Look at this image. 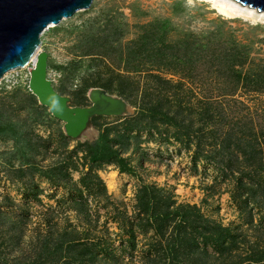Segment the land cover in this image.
Listing matches in <instances>:
<instances>
[{
	"label": "rangeland",
	"instance_id": "obj_1",
	"mask_svg": "<svg viewBox=\"0 0 264 264\" xmlns=\"http://www.w3.org/2000/svg\"><path fill=\"white\" fill-rule=\"evenodd\" d=\"M181 1L93 0L88 8L43 30L38 52H48L49 77L60 93L71 97L72 105H90V88L105 83L112 87L108 92L131 105L126 115L93 117L94 135L88 142L99 137V126H114L118 118L137 113V106L113 90L117 83L111 80L112 69L125 72L123 67L131 63L118 55L114 58L115 51L99 41V35L110 30L118 31L124 55L143 25L160 27L168 16L173 19L168 40L200 39L221 28L228 31L229 42L248 52L244 66L264 68V10L237 0ZM99 48L112 57L99 55ZM32 66L11 69L0 79V264H175L170 249L167 254L157 250V236L142 228L136 204L144 185L162 188L177 203L195 204L208 220L232 229L237 254L264 249V92L240 88L234 96L216 95L208 72L194 80L184 78L185 102L195 104L193 113L185 111L194 125L183 130L190 129L191 135L176 134L175 128L164 125L134 131L124 153L133 170L121 171L115 163L86 161L79 147L86 141L67 136L62 121L46 106L37 107L38 99L32 104L28 96ZM144 73H131L141 86ZM165 75L179 80L177 75ZM204 92L212 95L211 101L216 99L211 111L220 113L211 125L203 124L196 110ZM230 125L246 132L254 129L252 134L258 135L257 150L248 161L258 167L252 198H246L237 178L227 176L214 160L223 137L216 128ZM230 149H225L229 156ZM61 165L68 169V177L54 170ZM88 170L98 177L89 176L85 187L81 177ZM171 231L172 227L166 235ZM64 236L76 238L79 246L57 250L55 243ZM197 261L213 264L217 259L202 253Z\"/></svg>",
	"mask_w": 264,
	"mask_h": 264
},
{
	"label": "trees",
	"instance_id": "obj_2",
	"mask_svg": "<svg viewBox=\"0 0 264 264\" xmlns=\"http://www.w3.org/2000/svg\"><path fill=\"white\" fill-rule=\"evenodd\" d=\"M173 3L182 4V1L173 0ZM172 23V17L168 16L161 19L160 27L156 28L153 25L154 28L148 29L143 25L137 38L127 43L124 55L118 31L110 30L109 33L99 35V41L102 40L105 47H110L107 49L115 51L114 58L118 55L120 60L125 59L131 63L130 66L123 67L125 72L112 69L111 80L112 82L116 80L117 83L115 87L113 86V90L137 106V113L118 118L114 126L104 128L99 126L100 135L96 140L79 143L83 157L92 165L115 163L121 171H132L133 166L124 153L132 145L131 138L134 131L156 129L164 125L167 128H175L176 134L185 133L190 136V129L189 131L183 129L194 125V121L191 116L185 115V111L193 113L195 104L190 105L189 102H185L187 93L183 89L182 80L187 78L194 80L204 72H208L215 80V87L212 89L217 91L216 95L234 96L240 88L264 92V68L256 70L252 66H244L248 52L238 43L229 42L228 31L216 28L200 39L181 36L175 40H168ZM99 55L112 57L106 49L100 48ZM142 71L145 72L146 78L144 86H141L140 81L131 74ZM167 72L179 76V80L168 78L165 75ZM91 86L93 85L89 87ZM99 86L105 89L111 87L107 83ZM208 93L204 92L201 96L202 99L199 100L203 104L196 110L203 124L211 125L220 114L217 108L221 102L215 105L217 111H211L216 99L214 102L211 101L213 97L207 96ZM28 96L32 104L37 103L34 94ZM37 107L43 108L42 105ZM242 125L253 128L250 123ZM216 130L218 136L223 137L221 148L215 152L214 160L227 176L237 178L238 185L247 193L246 198H252L257 190L253 186V180L258 167L252 168L248 161L257 150L255 143L258 135L255 132L252 134L254 129L246 132L242 128L237 130L236 126L231 125L225 128L218 126ZM61 136L67 138L63 133ZM227 147L231 148L229 151L231 156L225 152ZM63 167L65 166L61 165L54 170L68 177L69 171L64 170ZM89 176L98 177L97 174H92L91 170L83 173L81 182L85 187L89 185L87 181ZM244 177H249L251 181L246 182ZM98 181L104 186L101 178ZM136 207L140 218L144 220L141 223L144 226L142 228L152 230L153 235L157 236L156 249L162 250L164 254L170 252L175 264H203L197 261L202 253L215 257L217 261L213 264H264V249L255 247L245 256L241 253L237 254L234 250L237 236L232 229L208 220L195 204L177 203L160 187L142 186L137 192ZM171 227L172 231L167 236V231ZM79 243L71 236L55 243L54 247L62 252L74 249ZM47 245L48 243L44 246ZM208 246L212 247L211 251ZM167 249L170 251L168 252ZM235 257L238 259L234 260ZM187 259L190 262H185ZM228 259L232 262H226ZM219 261L220 263H217Z\"/></svg>",
	"mask_w": 264,
	"mask_h": 264
},
{
	"label": "water",
	"instance_id": "obj_3",
	"mask_svg": "<svg viewBox=\"0 0 264 264\" xmlns=\"http://www.w3.org/2000/svg\"><path fill=\"white\" fill-rule=\"evenodd\" d=\"M264 10V0H237ZM93 0H0V79L14 68L31 63L41 44V34L50 24H58ZM49 55L40 51L30 71L29 89L38 102L63 122L64 133L87 141L92 133L95 116H122L130 113L131 105L123 97L102 87L87 93L90 105H72L71 97L60 93L49 77Z\"/></svg>",
	"mask_w": 264,
	"mask_h": 264
},
{
	"label": "bare ground",
	"instance_id": "obj_4",
	"mask_svg": "<svg viewBox=\"0 0 264 264\" xmlns=\"http://www.w3.org/2000/svg\"><path fill=\"white\" fill-rule=\"evenodd\" d=\"M223 12H224V11H223ZM228 13H229V12H228ZM228 13H227V14H228ZM230 16H231V15H230ZM37 53H38V50H37V52L35 53V56H36ZM35 56L33 57L32 61H31V64H34V62H35ZM93 135H94V133L92 132V133L86 134L85 137H87V138H92Z\"/></svg>",
	"mask_w": 264,
	"mask_h": 264
}]
</instances>
